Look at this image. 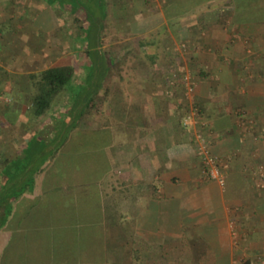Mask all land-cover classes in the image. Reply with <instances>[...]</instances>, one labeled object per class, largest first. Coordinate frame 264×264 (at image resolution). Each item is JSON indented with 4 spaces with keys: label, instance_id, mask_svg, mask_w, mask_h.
Instances as JSON below:
<instances>
[{
    "label": "crops",
    "instance_id": "0c3cea01",
    "mask_svg": "<svg viewBox=\"0 0 264 264\" xmlns=\"http://www.w3.org/2000/svg\"><path fill=\"white\" fill-rule=\"evenodd\" d=\"M87 3L0 0L4 114L29 109L31 73L72 65L74 82H86L88 52H98L106 118L83 129L109 137L69 139L51 163L78 154L82 164L38 193L43 177L57 180L40 172L33 191L13 201L0 229L4 264L23 257L10 236L16 229L26 264H264V193L253 192L249 171L264 163V0ZM190 67L188 93L182 76ZM186 106L198 112L191 128L182 125ZM57 123L49 138L40 134L48 142ZM198 130L224 163V190L202 171ZM8 178L0 170V185Z\"/></svg>",
    "mask_w": 264,
    "mask_h": 264
},
{
    "label": "trees",
    "instance_id": "16d2710c",
    "mask_svg": "<svg viewBox=\"0 0 264 264\" xmlns=\"http://www.w3.org/2000/svg\"><path fill=\"white\" fill-rule=\"evenodd\" d=\"M80 5L84 4L80 2L78 6ZM258 6L259 3L257 5L253 3L250 5L252 8L250 10L254 11ZM88 53L92 60L91 68L94 69L93 67H97L99 64L98 59L100 57L92 55L93 51ZM76 73L74 66L62 65L53 66L29 75V81L33 88V96L29 107L30 119L38 120L49 111H52L56 107L55 105L64 102L66 93L70 96L68 101L70 104L68 110L63 111L56 121L58 122L56 135L52 141L48 142V139L42 137L41 133H36L35 137L29 141L25 148L21 149L16 158L8 157L9 155L6 153L0 152V170L9 174L6 183L1 182L0 185V229L5 226L12 213L13 201L24 193L23 187H34L36 176L43 170L42 163L52 155L55 156L61 153L64 144L70 139L69 131L74 125H77L75 123L81 121L85 111L94 106V101L99 97L100 86L89 93L85 82L79 84L74 82L77 78ZM101 73L104 74L105 71ZM89 77L88 72L86 82L90 80ZM189 110L190 107L187 108L186 106L185 112L188 113Z\"/></svg>",
    "mask_w": 264,
    "mask_h": 264
},
{
    "label": "rangeland",
    "instance_id": "374dc122",
    "mask_svg": "<svg viewBox=\"0 0 264 264\" xmlns=\"http://www.w3.org/2000/svg\"><path fill=\"white\" fill-rule=\"evenodd\" d=\"M46 1H48L49 4H51L53 8L55 6L57 9L64 7L68 2L71 3V5H76L80 2H83V4H85L87 6V9L90 8V5L87 3L89 0H46ZM128 37H130V36H128ZM109 39H111V42L115 41L114 37H109ZM127 41H130V39ZM141 52H140V54H141ZM115 53H117V52H113L111 54L115 55ZM129 53H131V52H129ZM92 55L98 56V52H96V53L93 52ZM127 57H128V60L130 58H132L130 54H128V56H126L125 58H127ZM142 57H143V55H142ZM125 65H126V63H125ZM91 66H92V60H91ZM97 67L94 66L93 67L94 69L89 68V70H88L89 75H90V77H89L90 80L88 82H85V84L87 85L89 93H91L94 88L101 85L100 81L97 82L96 77H99L101 79L104 78V76H102L104 74L101 73V72H103L102 66L97 65ZM188 71H191L193 73V69L191 67L189 68ZM116 72H117V69L115 68V65H114L113 69H112V73L110 72L109 74L114 75ZM109 85H111V84L109 83ZM113 90H115V87H113ZM109 92H111V90ZM4 96L5 95L2 92H0V152L2 151V152L6 153L7 155H10V156H15L18 153V151L20 150V148L22 147L21 145L23 143H25L26 140L30 139L33 135H36V133H41L46 138H49L51 135L50 132L53 131L52 130L53 129L52 123L53 124L56 123V121L59 119V115L62 114L63 111H67L68 105L70 104L68 102L70 100L68 93H66L64 96L65 99H64L63 103L60 102L59 104L55 105L56 107H54L52 109V111H49L47 114H45L40 119L32 120V119H30L28 108L25 110L26 112L22 115H10L8 113L4 114V111L2 110L3 107H1V106H3V103L6 102V100L4 99ZM99 97L94 101V106H92L91 108L89 107L85 111L81 121L79 123H75L77 125H74L72 127L71 131H69V133H70L69 138L73 139L72 140L73 143L81 142V140H86V142H89V143L100 141V143L103 144L106 142L107 139H109V137H105L104 135H102V137L100 136V138L98 140L97 136L100 133V131L83 129V128H86L88 126L98 127L100 125L101 121H103L106 118L105 116H102L103 114H101L102 105H100V98ZM29 103H30V100H29ZM59 108L61 110H58ZM57 111H59V112L57 113ZM15 122H18V123H16L18 125L17 130L11 126H10L11 129L6 130V128L9 125H13ZM25 126L28 128V130L27 131H20V127L25 128ZM10 127H8V128H10ZM41 128H44V131H37V129H41ZM102 133H103V131H102ZM92 146L95 147L94 145H92ZM81 152H82V149H81ZM59 155L60 154H58V155L56 154L55 156H59ZM84 155L87 157V155L85 153H84ZM67 156H69V157H66L65 160H63V158H60L59 162L56 161V163H51V159H53V158H48L47 160H45L44 163H42L43 164V167L41 165V167L43 168L42 173L45 174L49 171L53 172V176L54 177L56 176L57 180L53 179V178L43 177L45 184H43V183H41V185L38 184L35 187L36 192L39 193V192H42L43 190H45L46 188H50L52 186H55L56 184L57 185L60 184L66 175L65 173L69 172L70 169H72V166L73 167L75 166L76 168H78V163L80 162L82 164V162L84 160L82 158V161H81L82 156H80L78 154H77V156L76 155H72V156L67 155ZM90 156H93V155L91 154ZM61 161H62V163H61ZM221 161H222V159H221ZM222 165H223L224 171L226 173L225 166H224L223 162H222ZM85 166H87V165H85ZM251 166L252 167L249 170L250 175H251V177H250L251 178L250 179L251 189L253 190V192H256V193L257 192L264 193V163L258 162V163L252 164ZM59 177H60V179H59ZM225 187L223 188L220 186V188H223V190L225 189ZM23 189H24V193L27 194V195L25 194L26 196H28V194H30V192L33 191V190H31L33 188L29 187V186L28 187L26 186L25 188L23 187ZM108 223H109V225L111 224L110 219L108 220ZM21 228H23V226H21ZM7 231L10 232V230H7ZM16 232H17V229L14 230L15 234L13 233L14 235L11 234L10 236L13 237L15 244L17 246H19L18 250H20V251L24 250V251L22 254L23 257L21 256V258H20V255H21L20 252L18 253V256L15 257V258L19 259V260L18 259L15 260V264H26L24 262V261H26V255H27L26 254L27 253L26 242L24 239L25 234H24V232H19V233L18 232L16 233ZM69 247H71V246H69ZM19 248H21V249H19ZM9 251H11V253H14L12 250H9ZM5 257H7V256H5ZM3 259H4V257H3V253L1 251L0 252V264H2V263L4 264Z\"/></svg>",
    "mask_w": 264,
    "mask_h": 264
},
{
    "label": "built area",
    "instance_id": "2783aa9c",
    "mask_svg": "<svg viewBox=\"0 0 264 264\" xmlns=\"http://www.w3.org/2000/svg\"><path fill=\"white\" fill-rule=\"evenodd\" d=\"M182 82L186 91L191 93L196 83L193 73L185 71L182 76ZM197 113L195 109H190L185 114L182 120L184 128H191L195 125ZM195 139L197 142V155L200 159L203 173L224 188L227 183L226 173L221 158L211 148L209 135L205 131L198 130L195 132Z\"/></svg>",
    "mask_w": 264,
    "mask_h": 264
}]
</instances>
